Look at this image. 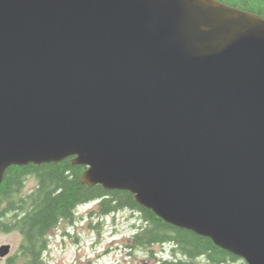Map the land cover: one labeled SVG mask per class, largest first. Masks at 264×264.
Returning a JSON list of instances; mask_svg holds the SVG:
<instances>
[{
	"label": "water",
	"instance_id": "water-1",
	"mask_svg": "<svg viewBox=\"0 0 264 264\" xmlns=\"http://www.w3.org/2000/svg\"><path fill=\"white\" fill-rule=\"evenodd\" d=\"M66 159L83 185L264 264V18L218 0H0V186Z\"/></svg>",
	"mask_w": 264,
	"mask_h": 264
},
{
	"label": "trees",
	"instance_id": "trees-1",
	"mask_svg": "<svg viewBox=\"0 0 264 264\" xmlns=\"http://www.w3.org/2000/svg\"><path fill=\"white\" fill-rule=\"evenodd\" d=\"M229 6L259 15L264 18V0H218ZM71 159L59 163L35 166H12L5 174L0 186V228L19 231L20 221L17 219L20 199L17 195L24 186L26 177L38 174L42 185V213L36 215L33 226L46 228L53 220L54 226L62 217H67L77 204H92L96 215L105 217L128 210L137 214L143 224L133 236L131 249L148 248L154 244L171 246L172 258L165 264H246L241 259L222 250L205 237L193 232L171 226L158 218L152 211L135 202L134 196L124 191H107L101 186L89 188L80 181L86 168L74 166ZM54 194V198L52 195ZM5 205V208H4ZM14 211V221L9 226L3 223L8 212ZM32 225V224H31ZM140 225V224H139ZM42 232V231H41ZM208 262L203 263L200 258Z\"/></svg>",
	"mask_w": 264,
	"mask_h": 264
},
{
	"label": "rangeland",
	"instance_id": "rangeland-1",
	"mask_svg": "<svg viewBox=\"0 0 264 264\" xmlns=\"http://www.w3.org/2000/svg\"><path fill=\"white\" fill-rule=\"evenodd\" d=\"M37 184V180L26 178L23 191H28ZM17 197L20 199V193ZM84 209L89 214L82 222L76 221L74 228L70 226L67 236L62 235V230L54 231L51 252L46 255L48 264H157L149 248L129 247L133 236L143 224L137 214L124 210L99 217L95 213L94 205L85 206ZM12 216L13 214L5 216L2 222L10 226L13 222V219L10 220ZM20 241L17 230L0 228V247L8 244L12 253L16 254ZM155 251L160 252V247H155ZM2 259L0 258V264H5ZM241 263L244 261L241 260Z\"/></svg>",
	"mask_w": 264,
	"mask_h": 264
},
{
	"label": "flooded vegetation",
	"instance_id": "flooded-vegetation-1",
	"mask_svg": "<svg viewBox=\"0 0 264 264\" xmlns=\"http://www.w3.org/2000/svg\"><path fill=\"white\" fill-rule=\"evenodd\" d=\"M26 178H33L37 180L38 184L28 191H23L25 189L24 185L20 191L19 210L17 212V219L21 224V229L18 231L21 238L19 250L16 254H14L12 253L11 248L9 255L2 260L5 261V264H48L46 255L51 252L50 248L52 247L54 240V231L62 230V235L67 236L69 233L68 228L70 226L74 228L77 225L76 221L82 222L85 219L84 217L89 214L84 211V207H88L89 204H77L73 207L70 214L67 215V217L60 218L55 226L54 220L44 229L41 227L38 228L37 225L33 226V223H36V215L42 213V198L45 197V194H42V185L40 184L38 174H30ZM52 198H54V194L52 195ZM11 214L14 216L16 215V212L13 213L10 211L6 216H10ZM13 216L10 219L11 221L12 219L13 221L15 220V217ZM155 247H160L161 251L156 252ZM148 248L157 264H165V262L169 261L170 258H172V251L174 249L167 244H154ZM164 252H167V254L163 255ZM200 260L203 263L208 262L202 257Z\"/></svg>",
	"mask_w": 264,
	"mask_h": 264
}]
</instances>
